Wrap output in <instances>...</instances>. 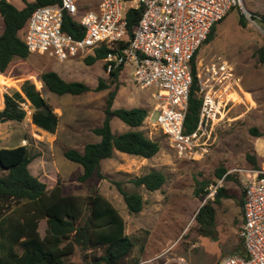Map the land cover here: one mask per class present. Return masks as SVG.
<instances>
[{"label": "rangeland", "instance_id": "obj_1", "mask_svg": "<svg viewBox=\"0 0 264 264\" xmlns=\"http://www.w3.org/2000/svg\"><path fill=\"white\" fill-rule=\"evenodd\" d=\"M17 6H24L23 0H10ZM33 1V0H28ZM240 14L247 20L245 26L239 23ZM264 14V0H242V6L233 7L226 18L216 26L214 38L203 44L195 61L198 73L214 59L226 60L235 80L228 81L218 91L223 102L222 120L216 124L204 141L203 148L197 153L181 156L167 135L156 125L158 113L153 110L151 89L135 84L133 66L120 72L114 83L105 70L104 60L87 64L84 58L61 62L49 54L31 53L26 62L15 61L10 75L11 83L1 86L0 110L4 108L5 94L20 92L25 96L22 85L31 81L42 95L53 105L59 115V125L51 133L37 127L32 122L34 106L29 100L22 102L26 110L22 122L0 121V148L28 144L37 154L30 163L31 172L47 184L49 189L61 183L66 195L86 196L92 191L105 196L120 211L126 221V231L133 236L136 246L126 262L157 258V260L184 257L191 264H217L224 256L230 255L241 242L239 228L241 207L235 200L222 198L218 206L216 230L214 235L198 234L195 219L199 208L213 199L212 189L220 182L226 190L240 197L244 184L253 177L254 164L248 155L254 156L257 164L264 169V62L256 56V51L264 46V25L258 17ZM4 22L0 15V34ZM23 37V33H20ZM47 70L58 72L68 81H80L91 90L79 94L58 95L51 92L41 80ZM1 75V74H0ZM109 88L95 90L99 79ZM117 94L113 107H145L149 115L143 125L138 127L149 138L160 143L159 152L144 158L114 151L111 158L101 164L104 178L92 177L79 181L83 168L79 163L68 160L64 152L70 148L80 151L88 142H96L100 137L93 132L104 119V104L108 93L115 89ZM116 133L130 127L114 117L111 121ZM256 128L262 135L251 131ZM219 167L226 170L231 179H218ZM160 170L166 175V182L159 190L149 191L135 187L130 179L149 172ZM7 170L0 166V175ZM211 179L208 193L196 196V180ZM120 180L130 191H137L144 198L143 209L138 213L130 212L122 194L112 183ZM47 222L41 221L40 231L45 233ZM235 228L236 233L232 231ZM197 241L198 246L191 244ZM76 264H89L84 252L77 248L70 256Z\"/></svg>", "mask_w": 264, "mask_h": 264}, {"label": "trees", "instance_id": "obj_2", "mask_svg": "<svg viewBox=\"0 0 264 264\" xmlns=\"http://www.w3.org/2000/svg\"><path fill=\"white\" fill-rule=\"evenodd\" d=\"M23 1L24 6L18 7L10 0H0V15L4 22L0 34L1 86L12 82L6 76L10 75L15 61L26 62L30 55L20 33L24 31L33 11L40 6L61 2V0ZM140 15L141 9L130 8L127 11V40L132 38ZM239 23L246 25L244 14H240ZM217 24L212 27L203 44L214 38ZM63 29L77 38L84 35L81 25L67 14L64 15ZM125 42L129 41H123L122 44ZM109 50L107 46H101L95 49L93 54L84 57V60L87 64H93L103 60ZM256 56L264 62V46L256 51ZM122 68L120 66L109 73L112 82L118 80ZM197 73L194 58L193 80L185 120V131L188 133L192 132L199 122L201 96L198 92ZM41 80L51 92L58 95H79L91 90L89 85L80 81H68L54 70L42 72ZM105 88H109V85L104 79H99L95 90ZM22 89L25 96L20 92L13 95L5 94V105L0 110V121L2 118H8L22 122L26 116L22 102L29 100L35 108L32 113L33 124L48 132H55L59 125V115L53 105L33 82L25 81ZM116 94L117 85L106 97L102 123L93 128V132L100 140L86 143L82 151L70 148L64 152L68 160L82 166L83 172L78 178L79 181H86L92 177L104 178L101 164L105 159L111 158L116 150L144 158H151L160 150V143L157 140L149 138L138 129L148 117L149 110L141 106L114 108ZM114 117L120 119L130 129L120 133L114 132L111 124ZM251 131L262 135L256 128H251ZM36 156L28 144L0 148V166L7 170L0 175V264H76L70 261V256L77 248L84 252L89 264H140L138 259L126 262L136 246V241L127 233L126 221L118 208L96 191L86 196L66 195L61 183L49 189L47 184L30 170V163ZM248 157L254 164V169L261 170L255 157L251 155ZM225 173V168L219 167L216 176L218 179L232 178ZM130 182L137 188L144 187L149 191H155L165 184L166 175L160 170L153 169L131 178ZM213 182L211 179L196 180L194 190L196 196L207 194L209 185ZM112 183L122 194L130 212L138 213L143 209L142 194L128 190L120 180H113ZM214 196V199H208L200 207L195 217L200 225V232L204 234L210 233L215 223L214 203H219L222 197L232 195L224 186H220ZM240 204L243 207L244 196ZM43 219L47 222L44 234L40 231ZM240 248L239 254L245 255L243 242Z\"/></svg>", "mask_w": 264, "mask_h": 264}, {"label": "built area", "instance_id": "obj_3", "mask_svg": "<svg viewBox=\"0 0 264 264\" xmlns=\"http://www.w3.org/2000/svg\"><path fill=\"white\" fill-rule=\"evenodd\" d=\"M242 0H61L36 8L23 33L31 53L49 54L64 62L84 58L107 46L105 70L133 66L136 85L151 89L156 125L167 135L181 156L191 157L203 148L214 126L223 118L218 91L235 80L226 60H212L197 73L201 108L199 122L185 131L192 85V62L212 27L222 21ZM141 9L128 37L126 13ZM71 16L84 30L80 38L63 29L64 15ZM264 25V17H258ZM123 41H129L122 44ZM123 69V68H122ZM244 184L243 222L239 236L245 255H228L218 264H264V170H253ZM222 186L216 183L215 194ZM140 264H190L184 257L142 261Z\"/></svg>", "mask_w": 264, "mask_h": 264}, {"label": "crops", "instance_id": "obj_4", "mask_svg": "<svg viewBox=\"0 0 264 264\" xmlns=\"http://www.w3.org/2000/svg\"><path fill=\"white\" fill-rule=\"evenodd\" d=\"M19 7V6H18ZM23 7V6H22ZM22 33H24V31L22 32ZM125 68H127V66H125V67H123V69H125ZM122 69V70H123ZM121 70V71H122ZM120 75V74H119ZM0 79H1V75H0ZM262 169V168H261ZM264 170V169H263ZM248 181V180H247ZM244 190V189H243ZM228 192V191H227ZM229 194H231L232 196L231 197H222V198H227V199H232V200H235L236 202H237V204L238 205H240V207H241V221H240V226H241V224H242V222H243V207H242V205L240 204V201H241V199L243 198V196H244V193L240 196V197H238L237 195H233L232 193H230V192H228ZM215 197V196H214ZM222 198H221V200H220V202L219 203H214V206H215V209H216V214H215V223H214V226H213V228H212V231L210 232V233H208V234H204V233H201L200 232V225H199V223H198V234H201V235H214V233H215V230H216V217H217V211H218V206L221 204V202H222ZM214 199V198H213ZM200 209V208H199ZM240 229V228H239ZM232 231L234 232V234L236 233V230H235V228H232ZM238 234H239V232H238ZM239 238H240V236H239ZM240 240H241V242H237V245H236V247L234 248V250H233V252L230 254V255H234V254H237V255H240L239 254V252H240V247H241V243L243 242L242 241V239L240 238ZM191 246L192 247H197L198 246V242L197 241H194L192 244H191ZM228 256V255H227ZM224 257H226V256H224ZM223 257V258H224ZM222 258V259H223ZM221 259V260H222ZM220 260V261H221ZM142 261H144V260H142ZM142 261H140V263L142 262ZM219 261V262H220ZM218 262V263H219ZM190 263V262H189ZM217 263V264H218ZM191 264V263H190Z\"/></svg>", "mask_w": 264, "mask_h": 264}, {"label": "water", "instance_id": "obj_5", "mask_svg": "<svg viewBox=\"0 0 264 264\" xmlns=\"http://www.w3.org/2000/svg\"><path fill=\"white\" fill-rule=\"evenodd\" d=\"M7 119H8V118H3L2 121H5V120H7Z\"/></svg>", "mask_w": 264, "mask_h": 264}]
</instances>
